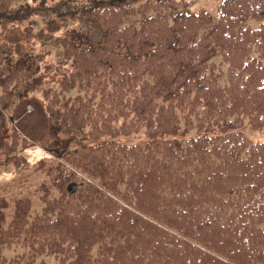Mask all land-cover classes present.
<instances>
[{
  "label": "trees",
  "instance_id": "obj_1",
  "mask_svg": "<svg viewBox=\"0 0 264 264\" xmlns=\"http://www.w3.org/2000/svg\"><path fill=\"white\" fill-rule=\"evenodd\" d=\"M181 1L30 0L15 6L0 0L4 35L16 38L14 49H5L8 60L0 61V93L30 106L36 98L57 143L56 158L65 161L52 170L55 185L67 186L66 195L34 218L30 198L16 199L10 209L1 199V239L8 235V209L14 237L28 228L36 252L61 256L63 264H264V142L240 130L246 124L264 129V75L245 81V68L264 61V0H231L237 14L223 8L217 25L206 12H177ZM139 3L173 10V27L156 29L171 19L162 13L127 27L122 13ZM34 17L58 29L71 26L61 40L64 59L56 64L47 61L50 53L36 52ZM185 18L196 25L177 29ZM254 19L263 25L255 26ZM77 20H86L87 27L76 28ZM236 39L245 43L233 51ZM218 48L240 59L226 88L219 86L217 68L207 66ZM13 104L0 108V155L16 160L25 138L8 116ZM143 131L149 140L135 147L104 142L68 149L81 136ZM185 134L192 139H182ZM79 173L91 181L72 192ZM152 185L163 187L152 195L159 200L167 188L174 190L166 206L149 215L151 195L145 191ZM150 233L158 261L147 253L150 248L138 249Z\"/></svg>",
  "mask_w": 264,
  "mask_h": 264
},
{
  "label": "rangeland",
  "instance_id": "obj_2",
  "mask_svg": "<svg viewBox=\"0 0 264 264\" xmlns=\"http://www.w3.org/2000/svg\"><path fill=\"white\" fill-rule=\"evenodd\" d=\"M13 5L21 6L26 2H30V0H12ZM60 2L61 0H48L50 4H54L56 2ZM77 4L84 3L87 0H74ZM11 2V0H10ZM243 2V1H241ZM257 3H261L257 1ZM181 4L177 9V12L181 13H192L198 15H204L205 12L209 13L213 19L215 24H219L221 21L222 11L224 8L225 12H229L231 14L236 15V8L231 4V0H184L181 1ZM147 4L139 3V5L134 6V11L129 13V10L122 13L125 14L123 22L127 27H131L133 25H138L143 19L151 18L157 16V14L162 13L163 15L169 16L171 19L165 20L157 25V30L165 29L166 26L173 27V20L175 19L176 14H174L173 10H152V8ZM126 13H128L126 15ZM118 18L121 19V16ZM259 15V14H258ZM260 16V15H259ZM47 20L44 18L34 17L32 18V24L34 28V34H39V39L36 40V52H48L50 55L48 56L47 61L50 63H58L59 59H64L63 47L61 40L65 37L66 31L71 28L68 26L60 27L61 29L55 28L54 26H48ZM86 20H77L74 23L76 28H86L87 27ZM233 21H231L232 23ZM255 26H262L263 23H258L255 19L252 23ZM29 22L25 23L27 26ZM116 26L117 24L114 22L112 24ZM196 23L189 22L187 18H185L182 24L178 25L176 28L179 30L187 29L194 27ZM251 25V24H250ZM233 26H240L239 22H234ZM237 32L241 31L240 28L236 29ZM245 31V30H244ZM5 28L0 25V61L6 58L5 49H14L15 47V39L11 35L10 37H5ZM203 32H200V36H202ZM240 37V36H239ZM243 38V37H242ZM234 39L232 38V41ZM42 43V44H41ZM243 47V43H245L244 39H236L235 45L231 46V50L235 51L237 49L238 44ZM233 44V43H232ZM25 48H23L24 50ZM218 48V52L216 55L210 56L212 58V63L207 65L209 67H216L219 72V86L222 88H226L229 85V72L235 71L238 68L239 60L236 57L232 56V53L227 48L224 52H221ZM13 53V52H12ZM11 57L19 56L17 52L10 54ZM60 56V57H59ZM230 56V57H229ZM196 59H198V53L196 55ZM4 60H8L7 58ZM2 60V61H4ZM71 64V63H70ZM68 64L65 68L70 66ZM213 65V66H212ZM253 68V69H251ZM250 69L246 74L245 81L251 77L252 81H255L259 76L264 75V61L260 60V63L257 62L256 67L254 64L249 68ZM99 70V67L93 69V71ZM137 71L138 68L136 67ZM244 71V70H243ZM247 73V72H244ZM236 82V79H235ZM52 86V84L50 85ZM55 90H61V85L56 84L51 87ZM85 93L88 92L84 91ZM75 95V92L72 93ZM37 97H41V91L36 93ZM30 101H35L33 106L29 104H23L22 102H15L12 99L7 97L4 99L3 95L0 93V108H3L7 104L12 105V112H8V116L13 117L12 126L15 127V130L18 131L23 138H25V142H20V146L18 148L17 153L15 154L16 160L13 159L12 156L7 154L0 155V200H3V204L5 203L8 206V209L14 207V202L17 197H25L31 198L33 202V207L30 209V215L34 218L36 216H40L43 214L45 207L49 201H53L55 199H59L62 194L66 195V187L64 189H59L55 185V173L52 171L56 169L59 163H65L60 161V159L56 158V155H59L54 149L57 145L56 141L50 136L48 133L47 126V118L44 110L40 105L37 104L36 98H32ZM10 108V107H9ZM120 124L118 123L117 126ZM243 131L246 136L254 141L263 142L264 141V130H254L251 128L249 124H246L243 128L240 129ZM89 132V131H88ZM189 135V134H185ZM114 136H99L98 138H91L90 136H81L77 137L75 143L83 145L94 144V141L100 142L105 139H113ZM120 137L119 141L121 143L127 144H136V143H144L146 137L141 133L140 135L133 136H124L119 135L114 138ZM191 135L182 137V139H189ZM92 139V140H91ZM73 150L74 148H68ZM51 150V153H50ZM66 160V159H65ZM16 162L17 166H21L23 163V170L18 171L15 169L13 162ZM18 168V167H17ZM91 178L87 175H83L81 173L78 174L77 178L74 182L86 183L89 184ZM171 187V184H168ZM163 187L160 185H152L149 187V190L145 192L151 195V207L146 211L149 215H152L154 212L156 213V209L158 206L163 203V200H157L152 195H156L160 193ZM186 188L190 189L189 186ZM167 188L165 191H168ZM46 197L41 200L45 196ZM6 209V207H5ZM5 210L8 219L6 221V231H8V235L4 237L7 241H15L14 245H0V264H63L60 259L55 257L48 256L46 253L40 256H34L30 245L31 235L25 229L20 238L14 237V231L12 230L11 224L14 216L10 213V210ZM140 238V237H139ZM153 241H155L153 233L145 235L142 237V241L138 244V249L150 248L147 252L151 256L152 260H160L159 255L156 254L153 247ZM39 247L38 244L35 246ZM224 246H219L218 251H223ZM132 264V263H129ZM137 264H148L146 260H140Z\"/></svg>",
  "mask_w": 264,
  "mask_h": 264
}]
</instances>
